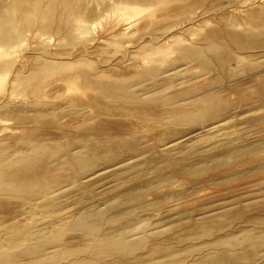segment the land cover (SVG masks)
<instances>
[{
    "label": "bare ground",
    "instance_id": "bare-ground-1",
    "mask_svg": "<svg viewBox=\"0 0 264 264\" xmlns=\"http://www.w3.org/2000/svg\"><path fill=\"white\" fill-rule=\"evenodd\" d=\"M11 1H13V2L10 3V4L8 2L7 6H6V4H4L5 3L4 2L2 5H3V7L4 6H6V7L0 9V45L2 47L5 46V48H6V45L10 42V40H12V38L13 39L14 38H17V39L21 38L20 39L22 41L21 43H23L24 40L22 39V34L24 33V28L25 27L30 32L29 35L32 36V38L35 41H37L38 44H41L39 42L47 41L48 38L51 39L52 35L53 36L55 35L54 38H56V36H57L56 39H59V38L63 39L65 42H61L62 40L59 41V42L65 44V43H67L66 40L69 41V40L73 39L74 36L77 35L78 33H80V34L81 33H85L86 31L90 30V28L92 29V26H94L93 25L94 22H96V21H93V23L90 22L91 24L88 25V26L83 24L84 21L85 22L87 21L86 17L89 16V14H92V12L91 11H87V9H86L87 12H80L79 11L80 10L79 9L80 5H79V1L78 0H11ZM126 1L127 0H125V2ZM131 1H134L135 3H140L141 5L157 6V8H160V10L162 9V12L164 11V13L159 12L160 11L159 10V11H156L154 14L157 15V13L159 12L160 14L162 13L163 16H165L166 18H167V16L170 18L169 15L171 13H172V15L173 14H177V15L179 14V16L182 13H184L183 16H185L186 14L187 15L189 14L187 12H191V14H189L188 17H186L185 19L181 20L182 22L184 21L183 23L188 22L189 25H190V23L193 24L195 21L200 20V19H204L203 20L204 23L209 22V19L212 20L211 18H213V17L211 16L210 18L209 17L205 18L206 14L209 13L208 11L218 9L219 7L222 6V4H219L221 6H215V7L210 6V8H205L206 5L204 6V3H206L209 0H131ZM176 1H179V2L178 3H174ZM247 1H245V0H236L235 2L233 1L234 4L231 3V7L233 6L235 8V10H239L241 12V9L242 8L246 9V6L248 4H250V5L247 6V7L252 6L251 4H253V3L255 4L254 0L251 3H248ZM261 1H263V0H261ZM0 2L2 3L3 1H0ZM82 2H83V0H82ZM211 3H214V2L212 1ZM122 4H124V3H122ZM214 4H216V3H214ZM259 4H257V5H259ZM261 4H263V2ZM106 5H107V3H106ZM203 6H204V9H203ZM109 7L110 6L108 5V8ZM222 7H226V6H222ZM82 8H83V6H82ZM86 8H88V7H86ZM116 9H118V8L116 7ZM199 9H201V11H199ZM247 9L249 10V8H247ZM225 10H227V9H225ZM227 11L229 12V10H227ZM93 12L96 13L95 10ZM98 12H99V14L101 13L99 10H98ZM113 12H114V10H113ZM213 12L216 13L215 11H213ZM219 13H221V12H219ZM219 13H218L217 16H219V15L220 16L217 18L218 20H216V22L218 23V27L214 28L213 30H210L208 32L205 31L206 32L205 34H204V32H201L203 34L200 35L201 38H198V40H202L204 45L203 44L201 45L199 42L198 43L200 45H198V43L195 42L197 40L194 38L195 39L194 43H191L190 45L186 44L184 46V44H183V46L181 45L180 47H178L174 43V46L178 47L177 49L179 50V52L183 55V57L185 59L190 58L189 59L190 61H191V59H193L192 62L194 61L193 63L194 64L196 63V64L194 65L192 63V65H193L192 67L198 65L201 68V72H202L203 76H205V75L207 76L210 73H212V74L214 73L215 75H214L213 79L210 81V84L211 85H216V84L219 83L220 87L213 88L210 91H208L207 93L203 94V98L206 101H208L207 102L208 105L206 107H201L202 105L200 104L201 108H199V106H197L199 108V110H200L199 113H197L198 111L197 112L195 111L196 114L195 113L191 114L192 112L191 113H187V111L185 112L184 110H182L181 108H178L176 106L178 101H177L175 106L179 110L181 109L182 111H184V113H180L181 111L177 113V111H178V110H176L177 108H175L173 106V104H172L173 109L175 108V111H176L175 113L172 114V117H173V120L175 118L177 120L180 118V119H187V120L189 119L190 122H191V121L196 120L197 118H202V117L218 118L219 119L220 118L219 116H222L224 114H225V116H223V118H220L219 120L215 121L214 123L208 124V125H206V126H204L202 128L199 127L198 129H196V125H195V129L196 130L191 131V132L185 134L184 136H180L179 138L175 139V141L173 140L170 143H168V145L172 147V148L170 147L171 148L170 150L177 149L175 154L171 153L172 151L168 152V153H170L169 155L166 156V157H168V160H166L165 159L166 157H164L166 162L169 163L170 167L173 168V171L170 174H167V175L159 174V175H156L153 179H151L149 181H144V182L142 181L141 183L138 182L139 178L137 179L136 177H128V176L125 177L124 176L125 179L122 181L120 186L121 187L122 186L126 187L127 184H130V186H128L123 191H119V192L115 193V195L112 197V202L107 203L105 208H99V207L96 208L95 205H88L86 207V204H84V206H83L82 204H83V202L86 203L85 201H81L78 204L80 206V208L76 207V209H75V208H73L74 207L73 205H71V206L67 205V207H65L64 200L67 198V197H65L66 193L68 192V190H70L69 188H71L72 185L75 186V187L76 186L77 187L78 186L89 187V186L97 184V183H99L101 181H104V180H107V179H110V178H116L117 175H122V174L125 175V173H127V171H130V170H136V171H139L141 173L144 170H146V169L153 170V171H159V165L161 163H163V161H164L163 156L162 155L161 156L160 155H151L150 156L151 153H149V156L146 157L145 156L146 154H144L145 150L142 151L143 146H142L141 149L138 148L139 146L135 144V140L137 141V138H134L132 133H131L132 135H128L127 134L130 137L126 136L127 137L126 141H122V143L114 141L113 138L118 136V135H116L118 133V131L122 130V124L118 123L115 119L118 118V117L116 118L117 114H122V115L123 114L124 115L125 114H130V115L133 114L132 116H135L136 123L130 124L129 128H132V127L134 128L135 126H138V124L142 125V126H146L149 129H151L152 126L153 127L156 126V127L160 128V129H162V127L164 128L165 127L164 126V122L166 120H168V119L165 118L166 120L165 121L163 120V115L161 114L162 110L160 111V109H158V107H157L158 104L156 105V101L159 100L158 102H161L160 100H163V102L164 103L166 102L167 104L168 103H173V102H175V100H173L174 97L173 96H169L168 97L169 93H167L168 95H166V92H165L166 90L165 91L161 90L162 92L163 91L165 92V95L167 97L166 96L165 97L161 96V97H156V99L155 98L154 99H148V98L143 99L144 97H142V95H141L142 93L138 94V92H136L134 90L131 91L128 86H132V85H129L131 82H134L133 85H135V84L136 85H138V84L142 85V83L140 82L141 81L140 78L142 76H144V75H151V77H153V79H152L153 81H152V83L150 81H148L150 84H152V85L148 84L150 86L149 91H152L153 89H158L159 90L160 87H161L160 85L163 82H165L164 80L162 82V79H167V78H172L173 79V78H175V79H177L176 81H178V77L177 76L182 75L180 73V68L177 69L176 66L174 68L170 67V68H168V69H166V70L161 72V70L159 68H156V67H153V68H150V69H145L143 67H138L137 66L139 69L137 68L138 70L136 69L134 71V73L131 71L132 73L130 72L129 75H128L127 72L125 74L121 73V72L120 73L119 72L118 73L112 72V73L107 74L106 72H108L107 70L109 69L108 68L109 65L107 67L108 69L104 70L103 69L104 67H103L102 69L104 71H100V73H98V71H99L98 70L97 73H95V74L87 71L88 69L85 70V69H81L79 67H78V69H76V68H75V70L73 69L74 71L71 69V70H69L67 72V71H64V70L58 68L59 66L57 65L58 69H56V70L57 71H61V72H59V75L61 74L60 75L61 78L64 79L65 81H67L69 85H71V86H73V85L80 86V88L83 87L85 89H89V90L94 91L96 96L93 95L92 98L90 97V100H88V102H87V100L85 102H87L88 105H89V103H92L93 105H95V107L101 113L100 114L97 113L98 115H97L96 118L93 116L95 119H97V121H96L95 125H94L95 122L93 123V127L91 128V134L89 136H84L85 137L84 139L79 137L82 140H78V139L77 140H73V138L76 137V136H74L72 138V140H71V138L69 137L70 135L69 136L68 135H64V136H66V139L70 138L71 141L69 142V140H67L68 143L63 145L62 148L61 147L58 148L57 146H59V145L53 146L55 144H53L52 146H51V144H49L50 146H39V144H41V143H38L39 140L38 141L36 140L38 145H35L33 147L29 146L30 148H28V149L26 148L23 151L20 149L21 152H23L22 153L23 154L22 157L10 156L4 151H0V264H151V263L152 264H156V263H162L164 260H160V259H166V258H165V256H160V255L165 254V255H169V256H171L173 258L174 254H175V250H176L175 246L172 247L168 242L166 243V241L164 240L166 238L164 237L165 235L163 233H168L170 231L173 232V231H177L178 229H181L183 231H189V232L192 231L193 232V230H194L196 232H201L202 234H206V233H211V231L213 232V230H215V229L218 230V227H217V224H215V223L213 224V221H215V220H211L209 218H208V221L211 220L212 224H210V225L207 224L208 221L206 219V217H207L206 214L209 213V211L206 210L205 213H204L206 217L205 216L204 217L206 219V222H207L206 224L207 225H205V223L204 224L201 223L202 220L200 222V218H199V221H197L193 217L189 218L188 216H187L188 218L185 217V219H183V220H178V221L176 220V221H171V222H166L167 220H165V219H157V220L152 221V223H153V227H152L153 232L150 233L151 235L149 234V235H147V237H145L146 234L144 235V232H143L142 233L143 237L141 238V235L139 236V238H141V239H139L137 242H132V239L130 240V239H127V238L130 237V236L137 235L139 229L140 230L142 229L141 226L138 225V226H133V227H129V228H126V229H121L119 227V225L121 223H123L125 221V219H129L131 217H134L135 214L138 213V212L147 213L148 211L150 212V210L152 211L153 209L157 208L156 205H158V203H159V202H157V198H156L155 201H152L151 199H149L151 201L146 200L147 199V197H146L147 195L145 193L148 192L147 190L151 189V191H152V189L155 187V185L157 186V184H167L168 185L169 183L172 182V180L176 176H179V177H183L184 176V177H187V178H192V180H193V179L200 178L202 175H204L205 173H207V172H209L211 170L213 172V171H215L218 168H219L218 170H220V168L221 169L223 168V170H222L223 173H224V170H229V171L226 172L227 174L232 172L234 174L233 175V179H234V177H236V178L241 177L242 178L244 176L242 178V180L245 181L244 185L248 184L249 186H251V185L259 186V185H262V183H264V176L260 175V174L264 173V140H263V137H260V138H262V140L260 142L257 141V143H254V144H251V145L249 143H247V144H249V146L240 147V148L234 146L235 147L234 148V147H231L230 143H229L232 140V136L235 135L234 127L231 125V127L229 128V129H231L233 127L232 128L233 130H227L225 128L226 129V131H225L223 129L224 128L223 126L225 124L226 125H230L228 122L232 118H234L236 116H240V113L245 115L246 112H247L246 114H248V112L251 111V109H247V110L244 109V106L245 105L247 106V104H244V102H246V101L247 102L248 101L251 102V99L255 98V96L257 98H259L258 99L259 102L261 101V99H264V68L262 69L263 70L262 73H259L257 71H255V72L252 71L253 73H256V72L257 73L256 74L250 73L251 76L248 75V78L250 79L249 82L252 81V83H254V85L253 84L251 85V82L249 83L251 85L252 89H253V91L250 90V92H252L251 94L249 93L248 95H243L244 91H245L244 89L242 91L241 90L242 88H239V87H236V86L235 87H228V85H229L228 82H227L228 85L226 84L227 85L226 87L224 85V81L226 80V78L230 79V77H233V71L231 70L230 66H234L235 65V64L234 65H230L231 61H233L234 58H231V56L228 55L229 52L226 51V49L229 50V48H228L229 46L236 45V47H237L238 45L241 46V44H243V46H241L243 48V47H246V46H248V45H250L252 43V45H254V46L256 45L255 46L256 50H259V52L261 51V54L263 55V58H264V7H259L258 9L252 8L251 11L248 12L249 13L248 14V18H247V20H245V22H242V23H239V21L235 22V24L237 23L238 26H241V24L243 25L245 23V26L249 27L253 32L256 31L254 33L255 35L251 37V38H253V39H251L252 41H247V40H249V39H247L249 37H247V34H245V33H242V32L239 33L240 30L238 31V33L228 30V26L226 28V25H228V23H230V22H228L229 20L226 17V15L228 13L225 14L226 11L224 13L225 15L224 14L221 15ZM222 13H223V11H222ZM209 15H211V14H209ZM102 16H103V14H102ZM183 16L181 15V17H183ZM227 16H230V12H229V15H227ZM83 17H85V18H83ZM176 17H178V16H176ZM232 17H233V15H232ZM156 18L158 19V18H160V16L159 17H155L154 19L153 18H151V19L156 21ZM241 18L243 19V17H241ZM115 19H117V18L115 17ZM162 19H164V18H162ZM232 19H230V20L232 21ZM107 20L108 19H106V22H107ZM117 20H116L115 24L113 22H112V24L108 22L110 24V26L111 25L112 26L110 27L108 25V28H106V33L109 32L111 34L112 31H114L117 28L116 29L117 35L116 34L115 35L117 37H118V35H120V36L123 35L122 33H124V32H121L120 29L121 28L123 29V27H121V26L123 25V23L126 20H122V21H117ZM143 20H145V18H143ZM147 20H149V19H147ZM161 20L159 19L160 22H161ZM103 21H104V19L102 20V22ZM110 21H111V19H110ZM112 21H113V19H112ZM128 21H129V19H128ZM141 22L144 23L142 20L140 21V23ZM162 22H163V20H162ZM177 22H178V24L180 26L181 22H179L178 20H177ZM177 22L175 23L176 27H179V26H177ZM99 23L100 22H98V25H99ZM146 23H145V25L148 24V23L147 24ZM156 23L154 22L153 26H155ZM157 24L155 26L156 28H158L160 26V24H158V25ZM13 25L14 26L16 25L18 28L17 27L16 28L13 27ZM145 25H143V27H145ZM95 26L97 27V24ZM106 26H107V24H106ZM123 26H125V25H123ZM138 26H139V23H138ZM138 26H136V28ZM19 27H21L20 31L18 30ZM125 27H127V25ZM125 27H124V29H126ZM147 27L148 26H146V28ZM174 27L175 26L170 27V29L171 28L174 29ZM101 28H103V27H101ZM113 28H115V29L113 30ZM143 29H145V28H143ZM159 29H160V27H159ZM246 29H248V28H246ZM246 29H244L243 31H245ZM147 30L145 29V31H147ZM102 31H104V30H101V32ZM145 31H142L143 34H144ZM93 32H91V33H93ZM139 32H141V31L139 30ZM147 32L149 33V31H147ZM154 32H156V30ZM246 32H247V30H246ZM113 34H114V32H113ZM113 34H111V35H113ZM143 34H142L141 38H143V36H144L143 39H145L146 35H143ZM151 34L152 33L150 32V35ZM96 35H97V33H96ZM102 35H103V33H102ZM130 35L128 34V36H130ZM132 35H133V33H132ZM169 35H168V37H169ZM174 35H172L171 37L173 38ZM194 35L195 34L192 33V37L190 36L191 39L190 38L189 39L192 40ZM113 36H112V38H113ZM116 36H114V37H116ZM248 36H251V35H248ZM93 37H94V35H93ZM107 37H109V35ZM130 37H129L128 41H130ZM139 37L140 36H138V38ZM147 37L148 38L146 40H148L151 44L154 43L156 45L157 44L156 42L159 43V40L157 41V39H160V38H159V36H157L156 33L151 35L150 37H149V34H148ZM171 37H169V38H171ZM195 37H197V36H195ZM94 38H98V37L95 36ZM99 38H98V40H99ZM112 38L110 37V39H112ZM107 39L108 38H106V40ZM74 40L76 41L77 38H75ZM78 40H79V37H78ZM100 40H102V39H100ZM104 40H102L103 43H104ZM171 40L168 39L167 42H169ZM48 41H50V40H48ZM48 41H47V43L49 44ZM53 41H54V39H53ZM80 41L81 40L78 41L79 43L77 45H79L80 43L82 44V42H80ZM93 41H94L93 44L97 42V41L95 42V40H93ZM133 41L134 42H132V44L130 42L131 46H133V44L135 43V40H133ZM85 42L88 45L91 43V42L88 43L89 41L88 42L84 41V43ZM138 42H140V41H138ZM173 42H174V40L172 41V44H173ZM247 42H249V43L246 44ZM28 43H30V42H28ZM37 43H36L35 46L38 45ZM45 43L46 42H44L43 44H45ZM54 43H56L55 46H53L55 48L57 46V44H58V40H57V42H54ZM75 43H77V42H75ZM75 43H73V44H75ZM68 44L70 45L69 42H68ZM68 44H65L64 46H68ZM81 44H80V46H75L76 44L73 46L71 44L73 47H76L75 54L79 58L80 57L82 58V57L86 56V53L84 51L86 50L85 48L88 47V46L84 47L83 46L84 44L83 45H81ZM99 44H101V42ZM99 44L96 43L95 46L99 45ZM104 44L106 45V42ZM161 44H163V43H161ZM168 44H171V42H169ZM60 45H62V44H60ZM101 45H99V46H101ZM123 45H124V42H123ZM130 45H128V46H130ZM43 46H45V45H43ZM90 46H89V50L92 49L93 51H94V49L96 50L97 48H99L98 46H97V48H94L95 47L94 46L93 47L94 49H93ZM135 46H134V49L137 50L139 47L137 46L138 48L136 49ZM9 47L7 46V48H9L10 51H11V47L12 46H9ZM21 47L20 48L16 47V50L19 51V49H20V52H21ZM24 47L25 48L27 47V49H25V51L28 50V45L24 46ZM24 47H23V49H24ZM39 47H41V45ZM62 47H63V45H62ZM123 47L125 48V46H123ZM153 47L161 49L162 46L161 45L159 46V44H158V46H153ZM44 48H46V47H43V50L45 51ZM59 48H60V50H62L61 46ZM68 48L70 50L72 47L70 48L68 46L67 49ZM145 48H148V47H145ZM238 48H239V46H238ZM23 49H22V52L24 51ZM37 49H38V47H37ZM64 49H65V47H64ZM132 49H133V47H132ZM169 49L175 50V48H173V47L169 48ZM239 49H241V48H239ZM250 49H252V48H249V50ZM53 50L56 51V48L53 49ZM71 50H73V49H71ZM97 50H99V49H97ZM70 51H69V54L72 55L73 52L71 51V53H70ZM37 52H39V51H37ZM66 52H68V51H66ZM115 52L118 53L119 51H115ZM42 53H43L42 56H44L45 52L42 51ZM56 53L61 55V56H62V54L63 55L66 54V53L58 52V51H56ZM84 53H85V55H84ZM144 53H147V52H144ZM252 53L250 54L251 59H252V57H254L252 55ZM12 54H14V53H12ZM106 54H108V53H106ZM118 54H120V53H118ZM163 54H164V52H163ZM246 54L247 53L245 52V55ZM15 55H16V53H15ZM87 55H89V54H87ZM100 55L102 57L103 54H100ZM147 55L150 56L149 54H147ZM182 55H178V56L181 57ZM255 55H256V53H255ZM13 56H11V57H13ZM54 56L51 55V57H53V58H54ZM65 56H62V57L64 58ZM72 56L74 57V55H72ZM89 56L91 57V55H89ZM120 56H121V54H120ZM126 56H127V53H126L125 57ZM128 56H129V53H128ZM250 56H248L249 59H250ZM37 57L43 58V57H41V55H39V53H38ZM57 57L58 56L56 55L55 58H57ZM78 57L71 58V61L73 59H74L73 61H75V59H77ZM180 57H178L179 60H180ZM183 57H181V58H183ZM14 58L10 59L9 61L7 59L5 61V60L2 59V54L0 53V75L2 73H4V72L6 74L7 70L9 69V66L11 64H14L15 61H17V60L13 61ZM53 58H51V59L53 60ZM79 58H78V60H80ZM92 58H93V55H92ZM92 58L90 60H92ZM119 58H121V57H119ZM145 58H149L150 59V57H145ZM184 58H183V61H185ZM244 58H246V57H244ZM31 59L28 58L26 61L27 62H29L28 60L32 61ZM33 59H35V58H33ZM46 59L47 58H45V60H44V58H43V60H42L43 63H42L41 66H36V63H34L32 61L31 63L35 64L34 66L37 67V68L35 69L36 71L33 70V71H35L34 73L33 72L29 73V75L30 74L34 75L36 72H39L37 74L40 75L45 70H47L49 68H52L53 65H55L54 60H56V59H54L53 61L52 60H46ZM86 59H88V58L86 57ZM105 59H107V57ZM113 59L111 58L112 61H113ZM138 59H140V58H138ZM138 59H135V61L138 60ZM254 59H255V57H254ZM60 60H62V59H60ZM111 60H110V62H111ZM121 60H123V59H121ZM189 60H186V61H189ZM235 60L238 61L239 59H235ZM44 61H45V63H44ZM116 61H118V60H115L114 63ZM152 61H153V59H152ZM180 61H182V59ZM119 62H120V60H119ZM123 62H124L123 64H122V62L121 63L117 62V63L120 64V65L122 64L124 66L125 61H123ZM142 62H143V60H142ZM142 62H140V63H142ZM154 62H157V61H154ZM17 63H19V62H17ZM136 63H138V62H134L135 65H136ZM15 64H16V62H15ZM21 64H22V62H20L18 65H21ZM57 64H59V63L57 62ZM116 64H115V66H116ZM142 64H144V63H142ZM26 65H27V63H26ZM29 65L30 64L28 63V65H27L28 69L31 68V66H29ZM38 65H40V64H38ZM60 65H62V64H60ZM101 65H103V64H101ZM120 65H118V66H120ZM140 65L141 64H139V66ZM182 65H184V64H182ZM182 65H179V66H182ZM111 66L112 65H110V67ZM190 66L191 65L186 66V68L188 67V69H189ZM15 67H17V65H15ZM18 67H17V69H18ZM20 67L22 69V65ZM26 67H24V68L26 69ZM140 68H143V69H140ZM10 69L12 70L13 68L10 67ZM10 69H9V71H10ZM53 70H55V69H53ZM9 71H8V73H9ZM17 71L19 72V70H17ZM30 71H31V69H30ZM92 71L94 72L95 70H92ZM189 71L191 72L192 69L189 70ZM258 71H260V70L258 69ZM13 72H14V70H13ZM18 72H17V74H19L21 72V70H20L19 73ZM246 73H247V71H246ZM14 74H15V72H14ZM20 74H22V73H20ZM27 75H28V73H27ZM27 75H25V76H27ZM127 75L129 77H127ZM196 75L198 76V74H196ZM151 77H149V78H151ZM161 77H162V79H161ZM13 78H11V80H13ZM31 78L29 77V80ZM21 79H22L23 84H24L23 77H21ZM17 80H18V78H17ZM20 80L18 82H20ZM230 81H231V79H230ZM32 82H34V81H32ZM53 82H55L57 84L59 82H60V84L63 83V81L62 82L61 81L58 82V80L56 82V79ZM144 82L145 81H143V83ZM160 82H162V83L159 84ZM25 83H26V85L28 83L27 88H28L30 94L36 95L35 99L33 98L35 101L37 100L36 97H37L38 94H39V96L44 94V93H41V86L43 85L41 83V80H37L34 83H30V84H29L28 81L25 82ZM231 83H232V81H231ZM12 84H14V83L12 82ZM50 84L52 85L53 83H50ZM63 85H64V83H63ZM65 85H66V83H65ZM166 85H168V84H164L163 87L166 86ZM174 85H175V83H174ZM57 86H59V84L56 85V87ZM66 86L68 87V85H66ZM177 86H178V84H177ZM180 86H182V85L180 84ZM231 86H233V85H231ZM16 87H19V86H17V84H16ZM24 87H26L25 84H24ZM60 87H59V90H60ZM144 87H145V84H144ZM163 87H161V88L163 89ZM169 87L166 86V88H169ZM171 87L174 88L173 86H171ZM240 87H241V85H240ZM243 87H245V86H243ZM53 88L54 87H51L52 90H53ZM68 88H71V87H68ZM14 89H15V86H14ZM73 89H75V88H73ZM186 89L189 90L188 88H186ZM190 89H191V87H190ZM249 89H250V87H249ZM249 89L247 88V91ZM55 90H56V88H55ZM167 90H170V89H167ZM178 90L181 91L180 89H178ZM194 90H195V88H194ZM197 90H195V91H197ZM8 91L10 92V90H8ZM171 92H173V91H171ZM188 92H187L188 95L187 94L186 95L188 97H190L189 93H191V92H189V93ZM145 93L147 94V91L143 92V95ZM178 93H180V92H178ZM178 93H177V89H176V95H179ZM194 93L196 94V92H194ZM232 93H235V94L236 93H241V98L240 99H241V102H243V103L240 102V104L237 105V108L239 106L242 109H239L238 112L236 110V112L234 111V113H232V112L230 113V110L233 109L232 107L230 109V105L233 102L231 103L229 101V98H230L229 95H231ZM182 94L179 95V96L180 97L184 96L185 93L183 95ZM245 94H246V92H245ZM51 95H53V94H51ZM85 95H87V94H85ZM100 95L101 96L102 95H106L107 98L108 97L115 98L116 99L115 103H114V100H112L113 102L110 101L112 98L111 99L109 98L110 100L106 99V96H105V100L110 101V103L109 102L108 103H104L105 100H103V102H102L100 100V97H101ZM176 95H175V97H176ZM237 95L238 94H236L235 96H237ZM5 96L7 97V95H5ZM44 96H46V95H44ZM75 96H77V95H75ZM195 96L199 97V95H195ZM238 96H237V100H239ZM78 97H79V95H78ZM78 97H77L76 100H78ZM146 97H148V96H146ZM194 97H192V99H194ZM40 98H43V97L40 96ZM73 98H75V97L73 96ZM80 98H82V96L79 97V99ZM84 98H85V96H84ZM102 98L104 99V97H102ZM44 99H46V97ZM176 99H178V98L176 97ZM195 99H197V98H195ZM233 99H236V98H233ZM40 101L43 102L44 100L42 101V99H41ZM193 101L197 102L195 100H193ZM250 102H248V104ZM252 102H253V100H252ZM49 103L51 104L50 100H49ZM235 103H238V102L236 101ZM260 103L263 104L262 101ZM183 104H184V102H183ZM258 104L259 103H257V105ZM88 105H86V106L88 107ZM160 105H162V104H160ZM180 105H182V104H180ZM249 105H253V103L249 104ZM254 105H253V107L255 108ZM86 106H85V109L87 108ZM185 106L187 107L189 105L186 104ZM185 106H183V107H185ZM193 106H195V105H193ZM235 106L236 105H234V108H235ZM65 107H68V106H65ZM70 107H68V108H70ZM95 107H93V109H95ZM165 107H167V106H165ZM179 107H182V106H179ZM189 107H187V108H189ZM55 108H56V104H55ZM60 108H61V106H60ZM71 108H70V110H71ZM190 108H192V107H190ZM190 108H189V110H190ZM79 109H82V108L80 107ZM164 109H165V111H162V112H166L167 111L166 108H164ZM258 109H260V107ZM83 110H84V107H83ZM48 111L50 112V110H48ZM63 111H65V110H63ZM44 112L45 111L43 110V113ZM58 112H61V111H58ZM76 112H77V110H76ZM193 112H194V110H193ZM47 113L48 112H45V115ZM53 113H55V112H53ZM65 113H67V112L65 111ZM65 113H63V114H65ZM77 113L79 115L81 113V111H80V113L79 112H77ZM226 113H227V115H226ZM50 114L52 115L51 112H50ZM58 114L60 115L62 113H58ZM69 114H71V113H69ZM72 114H73V112H72ZM74 114H76L75 111H74ZM81 114H83V113H81ZM249 114H250V116L252 115L251 112ZM59 115H56V116L54 115L55 117L48 116L50 118L47 119V117H46L45 120L47 119L48 123H51V124L53 123V127H54V124H56L55 128L56 127L67 126V125H65V123H67V122H65V121H67L66 120L67 118L65 119V116H64V120L65 121H63L62 120L63 116H62V119H61V118H59L60 117ZM57 116H59V117H57ZM73 116L76 117V115H73ZM117 116H119V115H117ZM247 116L249 117V115H247ZM262 116H264V115H262ZM243 117L245 118L246 116H243ZM254 117L256 118V116H253V117H250V118L255 119ZM69 118L70 117L68 116V120H69ZM78 119H79V117H78ZM40 120L43 121L44 118L43 119L40 118ZM72 120H76V119H72ZM245 120H244V122H246ZM88 121H89V119H88ZM235 121H234V125L236 126ZM47 122H44V123L47 124ZM76 122L78 123V121H76ZM259 122L260 123H255V126L259 127L258 124H261V122L264 123V121H259ZM69 123L71 125V123H74V122H71V120H70ZM69 123H68V125H69ZM247 123H248V121H247ZM250 123H252V122H250ZM193 124H194V122H193ZM231 124H233V123H231ZM85 125H86V122H85ZM248 125H250V124H248ZM81 126H82V128H81L80 132H82L83 128H84L83 124H81ZM90 126H91V124H90ZM252 126H254V125H252ZM46 127H47V125H46ZM86 128H88V127H86ZM251 128H249L248 131ZM46 129L48 130V128H46ZM56 130L59 131L58 129H56ZM76 130H78V129H76ZM262 130H260V131L262 132ZM42 131L44 132L45 130H42ZM215 131H219V133H218L216 139L213 140L214 142H213V144L211 145L210 148H211V151L213 149V152H215L217 150H219V152L211 153L212 154L211 155V154L208 153L209 151H207L206 153L209 154L207 156H209V158H210V159H208V161H206V162H192L186 157V155H188V154H186L184 156H183V154H181V152L186 149V146H188V148H190V149H194V148L198 147V144H196L195 142L194 143H189L188 145L185 146V144L183 142H184V140H186L187 137L199 136L200 135V136H203V138H205V136L202 133H208V132L211 133V132H215ZM240 131H242V130H240ZM35 132L37 133V130ZM108 132H110L111 135ZM115 132H116V134H115ZM89 133H90V131H89ZM137 133H139V132H137ZM140 133H139L140 135H144V134H142V132H140ZM250 133H249V135H251ZM113 134H115L116 136L113 135ZM258 134L260 135V132ZM263 134H264V132L261 135H263ZM39 135H41V134H39ZM45 135H41V136H45ZM207 135H209V134H207ZM253 135L254 134H252L251 136H253ZM67 136H68V138H67ZM214 136H216V135H213V138H214ZM251 136H249V137H251ZM107 137H109V140L107 141L108 143L109 142L110 143L113 142V143L110 144V146L104 145L106 142L103 143L104 139H107ZM123 137L124 136H122L121 138L124 139ZM144 137H145V135H144ZM237 137H239V136H237ZM63 138H65V137H63ZM147 138H146V140H147ZM138 139L140 140L141 138H138ZM144 139H143V141H144ZM153 139L156 140V138H153ZM252 139H253V137H252ZM254 139H255V141L257 140V138H255V137H254ZM254 139L252 141H254ZM43 140H45V139H43ZM149 140H151V139H149ZM155 140L153 141V145L156 143ZM245 141H247V140H245ZM141 142H142V140H141ZM146 142H147L146 144L148 145L149 141H146ZM243 143H245V142H243ZM183 144H184V146H183ZM233 144L236 145V142L235 143L233 142ZM125 145H126V147L130 146V148H133V152H132L133 154H131L130 157H128V155L119 157V152L122 151V147L125 146ZM160 146L158 147V149L160 148ZM147 147L150 148L151 146H146V148ZM156 147L157 146H155V148ZM161 147L163 148V146H161ZM168 149H169V147H168ZM123 150H127V149H123ZM129 150L131 151V149H129ZM162 151H163V149H162ZM200 151H198V152H200ZM59 152L62 153V155H60V157H59V154H61V153H59ZM177 154H178V156H177ZM189 155L191 156V154H189ZM194 157H196V156L194 155ZM198 157H199L198 159H200L201 156L199 155ZM240 157H247V158L257 162L258 165H259L258 167H256L254 169V171H252L253 173L250 176H248V177H246L247 174L244 175L246 173V171L244 173L243 171L242 172L240 171L241 170L240 168H239L240 170L236 169L237 166H236V168L233 167L234 161L236 159L239 158L240 161L238 160V162H241ZM205 158H207V157H205ZM131 161H134V162L130 163L131 166L128 167L129 162H131ZM241 163L244 164L243 162H241ZM241 165H239V166H241ZM244 167H245V165H244ZM242 170H244V169H242ZM214 173H216V172H214ZM219 173H220V171H219ZM223 173H221V177H219L221 180H223V179L225 180V178H222V177H225V176H222V175H224ZM144 174L148 175V173H144ZM144 174L142 175V177H144ZM217 174H218V172H217ZM227 174H225V175H227ZM219 175L220 174H218V176ZM150 176L153 177L152 175H149V177ZM215 177H217V176L215 175ZM219 178H218V180H219ZM216 180H217V178H216ZM218 180H217V182L215 181L217 184H219ZM194 182L197 183L195 180H194ZM220 183L223 184L224 182L222 183V181H220ZM234 184H236V183H234ZM231 186L232 185H230L229 187H231ZM225 187H227V186H225ZM236 187H237V191H235V193L236 192L238 193V191L241 190L240 189L241 187L239 188L237 186V184H236ZM246 187H248V186H246ZM186 188H188V187H186ZM219 188H221V187H219ZM238 188H239V190H238ZM243 188H244V186H243ZM162 189H163V187H162ZM200 189H201V187H200ZM247 190H248V188H247ZM258 190H259V188H258ZM151 191H150V193H151ZM219 191H221V190H219ZM227 191H230V190L228 189ZM253 191H255V190L253 189ZM158 192H159V190H158ZM165 192H167V191H165ZM171 192H173V191L170 190V194H171ZM153 193L155 194L156 191L153 192ZM163 194H164V192H163ZM227 194H224V195H227ZM239 194H240V192H239ZM239 194H238V196H239ZM155 195H157V194H155ZM172 195H170V196H172ZM235 195L237 196V194H235ZM235 195L233 196V193H232L231 196L235 198L236 197ZM246 195L248 196L247 198H242V199H240L238 201H236L237 200L236 198H238V197H236L235 198V201H236L235 203H225V202H223L219 206L212 208L211 211L215 210V211H217V214H218V212H220V214H222L224 216L225 215H227V216L230 215L231 216V214H234L236 212L239 213V211L244 210L247 207L248 208H258L260 203H261V205L264 206V194L263 193H261V192L260 193H256V194L253 193L252 195L250 194V196L248 194H246ZM63 197H64V200H62V201L64 203L62 201H61L62 203H60L59 200L62 199ZM232 197H230V198L227 197V199L228 198L231 199ZM148 198H151V197H148ZM164 201H166V200H164ZM231 201H232V199H231ZM77 203H74V204L77 205ZM88 203H89V201H88ZM62 205H64V207ZM175 207H177V206H175ZM72 208H73V210H72ZM207 208H209V207H207ZM207 208L205 207L204 210L207 209ZM201 210H203V208ZM250 210L252 211V209H250ZM168 211H169V213H171L170 210H168ZM261 211H264V207L261 209ZM189 212H191V211H189ZM187 213L185 214V216L186 215H190V213L189 214H187ZM200 217H201V214H200ZM205 219L203 220L204 222H205ZM261 219L262 218H258V221H256V222L258 223ZM68 224H70V225H68ZM254 224H256V223H254ZM112 227H118V228L114 229ZM75 228H77V230L78 229L85 230L86 234L90 237V239H88V243H86V242L85 243L77 242L76 236L74 237V235L71 234L72 232H76L77 231V230H74ZM221 228L224 229V227H221ZM152 230L150 229V231H152ZM255 230L256 229H252V228L251 229H246L243 232H241L242 234H240L238 232L231 233L232 232L231 231L230 235L225 233V234H222V235H218L215 238H212L209 242L205 243V245H204V248L211 250V253L209 252L211 254V256L210 255H209L210 257L205 256V258L207 257L206 259L201 256L203 259L201 257H200V259L197 258V260L191 262L190 264H254L255 263L254 260H255V257H256L255 251H256V248L258 247V244L257 243H250V240L256 234ZM97 231L98 232L101 231L102 233L98 234ZM257 231H259V234H257V236H260V237L264 238L263 229H261V231L260 230H257ZM148 233H149V231H148ZM66 234L69 235V236L67 238H64ZM174 234H173V236H175ZM128 235H130V236H128ZM162 235H164V236H163V238L160 239V237H162ZM194 235H196V234H192L190 237H193ZM148 236H149V239H152L151 237L153 236L156 239L159 238L160 240H157L159 242L155 243L144 254H138L137 253V255H136L135 254V250L137 249L136 247H140V244L147 243ZM135 239H136V237L133 238V240H135ZM168 241H169V239H168ZM230 241L231 242L234 241L235 244L241 243L243 245V247L241 249L239 248L240 250L237 253H234V254H228V253L224 252L222 249L219 248L225 242H229L230 243ZM235 241H237V243ZM237 247H236V249H237ZM164 251H170V252L169 253H164ZM128 253H134V256L133 255L131 257L128 256L129 257L128 258V257H126ZM207 253H203L202 255H205ZM129 255H131V254H129ZM155 256H160V257H155ZM260 256L263 258L262 255H260ZM183 264H187V263H183Z\"/></svg>",
    "mask_w": 264,
    "mask_h": 264
},
{
    "label": "rangeland",
    "instance_id": "rangeland-1",
    "mask_svg": "<svg viewBox=\"0 0 264 264\" xmlns=\"http://www.w3.org/2000/svg\"><path fill=\"white\" fill-rule=\"evenodd\" d=\"M0 1H3L2 3L0 2V9H2V8H4V7H6L7 6V4H8V2H9V4L10 3H12L13 1H11V0H0ZM79 1V5H80V7H79V11L80 12H87V11H91L92 12V14H89V16H87L86 18V22L84 21L83 22V24H85V25H90L91 23L90 22H92L93 23V21H96V22H94V26L97 24V27L95 26H92V29L90 28V30H88V31H86L85 33H78L77 35H75L74 36V38L73 39H71V40H66L67 41V43H65V44H68V42L70 43V45L68 44V46L71 48V49H73V50H71L72 52H73V54L72 55H74V57H78V56H76V54H75V51H76V47H73L75 44V46H80V44L79 45H77L79 42V40H81L80 42H82V44L81 45H83L84 47L85 46H88V47H86L85 49V53H86V56H84L85 55V53H84V57H78L80 60H78V58L77 59H75V61H71V58H74L71 54H69V48L67 49V47L68 46H64L65 44H63V43H60L59 41H61V42H65L63 39H56L57 38V36H56V38H54V36L52 35L50 38L51 39H49L48 38V40H50V41H48L49 42V44L47 43V41H44V42H46L45 44H43L44 42H39V43H41V44H38L37 43V41H35L33 38H32V36H30L29 34H30V32L28 31V29L25 27L24 28V33L22 34V39L24 40L23 41V43H21L22 41L18 38H12V40H10V42L6 45V48H5V46L4 47H2L1 45V47H0V53L2 54V59L3 60H7L8 59V61L10 60V59H12V58H14L15 56V58H14V60L13 61H15V60H17V61H15L16 62V64H15V62H14V64H11L10 66H9V69H10V67H12L13 69L11 70L10 69V71H9V69L7 70V72H6V74H5V72L4 73H2L1 75H0V151H4V152H6L8 155H10V156H14V157H22L23 156V152H21V150L23 151L24 149H28V148H30L31 146L33 147V146H35V145H38L37 144V141H38V143H41V144H39V146H50L49 144H51V146L53 145V144H55V145H53V146H56V145H59V146H57L58 148L59 147H63V145H65V144H67L68 142H67V140H69V142L72 140V138L74 137V136H76L75 138H73V140H82V139H84L85 137L84 136H89L90 134H91V128L93 127V123H94V125L96 124V121H97V119H95L96 117H97V115L98 114H100L101 112L95 107V105H93L92 103H89V105H88V100H90V97L92 98V96L93 95H95L96 96V94L94 93V91H92V90H89V89H85V88H83V87H81L80 88V86H75V85H73V86H71V85H69L68 84V82L67 81H65L64 79H62L61 78V74L59 75V72H61V71H57L56 69H58V68H60V69H62V70H64V71H69V70H75V68L76 69H78V67L79 68H81V69H88L87 71H89V72H91V73H97V71H98V73H100V71H104V70H106V69H108L107 71L108 72H106L107 74H109V73H112V72H116V73H128V75H129V73L132 71L133 73H134V71L138 68V67H143V68H145V69H150V68H153V67H156V68H159L160 70H161V72L162 71H164V70H166V69H168V68H170V67H175L176 66V68L177 69H179L180 68V73L182 74V75H180V76H177L178 77V81H176L177 79H175V78H167V79H162V77H161V79H162V82H163V80L165 81V82H163L164 84H168V85H166V86H175L174 88H166V86H164L163 87V83L162 82H160L159 84H161L160 86L161 87H163V89L160 87V89L158 90V89H153L152 91H149V89H150V86L149 85H152V84H150L148 81H150L151 83H152V79H153V77H151V75H144V76H142L141 78H140V82L142 83V85L140 84H138V85H133V83L134 82H131L129 85H132V86H128L129 87V89L132 91V90H134V91H136V92H138V94H141L142 95V97H144L143 99H145V98H148V99H156V97H161V96H166V95H168L167 93H169V95H168V97L169 96H173L174 98H173V100H175V102H173V103H164L163 102V100H160L161 102H158L159 100H157L156 101V105L158 104V109H160V111L162 110V111H165V109L164 108H166L167 109V111L166 112H162L161 111V114L163 115V120L165 121L166 119H168V120H166L165 122H164V128L162 127V129H160V128H158V127H153L152 126V128L151 129H149L148 127H146V126H142V125H139L138 124V126H135L134 128L132 127V128H129V125L130 124H133V123H136V118H135V116H132V115H130V114H117V115H119V116H117L116 115V118L117 119H115L118 123H120V124H122V130L121 131H118V133L116 134V132H115V134L116 135H118L117 137H115V138H113L114 139V141H116V142H119V143H122V141H126V138L127 137H130V136H128V135H132L133 134V136H134V138H137V141L135 140V144L136 145H138L139 147L138 148H142V146H143V148H142V151H144L145 150V152H144V154H146L145 156L146 157H148L149 156V153H151L150 154V156L151 155H162L163 156V159H164V157H166L167 155H169L170 153H168L169 151H172L171 153H174L175 154V152H176V150L177 149H175V150H170L172 147L171 146H169L168 145V143H170L171 141H175V139H177V138H179L180 136H184L185 134H187V133H189V132H191V131H194V130H196V129H198L199 127L200 128H202V127H204V126H206V125H208V124H212V123H214L215 121H217V120H219L220 118H223V116H225V114L224 115H222V116H219L220 118L218 119V118H209V117H202V118H197L196 120H194V121H191L190 122V120L188 119H174L173 120V117H172V114L173 113H175L176 111H175V108H181L182 110H184L185 112L187 111V113H191V114H196V112L197 113H199V108H201V107H206L207 105H208V101H206L204 98H203V94H205V93H207L208 91H210L211 89H213V88H217V87H220V84L218 83V84H216V85H211L210 84V81L213 79V77H214V73L212 74V73H210L209 75H205V76H203L202 75V72H201V68L197 65V66H194V67H192L193 65H192V63L194 62H192V60L193 59H191V61L189 60L190 58H188V59H185L184 57H183V55L179 52V50L177 49L178 47H180L181 45L183 46V44H184V46L186 45V44H188V45H190L191 43H194V41H195V39L197 40V41H195L196 43H200L201 45L203 44L204 45V43L202 42V40H198V38H201V36L200 35H202L203 33H201V32H204V34L206 33V32H208V31H210V30H213L214 28H217L218 27V23L216 22V20H218L217 18L220 16H217L218 15V13L219 12H221V13H219V14H221V15H223L224 13H225V11H226V13L225 14H227V15H229V12H230V16H227L226 15V17H227V19L229 20L228 22H230V23H228V25H226V28H227V26H228V30H230V31H234V32H237L238 33V31H239V33H245V34H247V37H249V38H247V39H249V40H247V41H252L251 39H253V38H251L252 36H254L255 34V32H253L249 27H247V26H245V23L242 25L241 24V26H238L237 25V23L235 24V22L236 21H239V23H242V22H245V20H247V18H248V12H250L251 11V9L252 8H255V9H258L259 7H264V0L263 1H261V0H254L255 1V4L257 3V4H259L260 2L262 3L263 2V4H259V5H255L254 3L253 4H251L252 6H250V7H247V6H249L250 4H248L247 6H246V9H244V8H240L241 9V12L239 11V10H235V8L232 6L231 7V3L232 4H234L233 3V1L235 2L236 0H209V1H207L206 3H204V6H205V8H210V6H212V7H215V6H221V5H219V4H222V6H226V7H219L218 9H215V10H211V11H208L207 13L208 14H206V16H205V18L206 17H213V18H211L212 20H210L209 19V22H206V23H204L203 22V20L204 19H200V20H197V21H195L193 24L192 23H190V25H189V23L188 22H185V23H183L181 20L182 19H185L186 17H188L189 16V14H191V12H187V13H189L187 16L185 15V16H183V14L184 13H182L181 15L183 16V17H181V15L179 16V14L177 15V14H173L172 15V13L169 15L170 16V18L167 16V18L165 17V16H163V14L162 13H164V11L162 12V9L160 10V8H157V6H147V5H141L140 3H135L134 1H129V0H127L126 2H125V0H83V2H82V0H78ZM93 1V2H92ZM122 1V2H121ZM214 2V3H216V4H214V3H211V2ZM231 1V2H230ZM245 1H247V0H245ZM250 0H248L247 2L248 3H251V2H253V0H251L250 2H249ZM5 2V3H4ZM179 1H176V2H174V3H178ZM6 4V6H4L3 7V5L2 4ZM106 3H107V5H106ZM110 3V4H109ZM122 3H124V4H122ZM127 5H126V4ZM84 4V5H83ZM180 4V3H179ZM209 6H208V5ZM226 4V5H225ZM2 5V6H1ZM108 5L110 6L109 8H108ZM112 5V6H111ZM118 5V6H117ZM82 6H83V8H82ZM204 6H203V9H204ZM230 6V7H229ZM257 6V7H256ZM86 7H88V8H86ZM94 7V8H93ZM116 7L118 8V9H116ZM245 7V6H244ZM82 8V9H81ZM100 8V9H99ZM112 10H111V9ZM222 10H221V9ZM227 9V10H229V12L227 11V10H225V9ZM247 8H249V10L247 9ZM86 9H87V11H86ZM104 9V10H103ZM106 9V10H105ZM244 9V10H243ZM82 10V11H81ZM95 10V12L97 13H94L93 11ZM98 10L101 12L100 14H99V12H98ZM109 12H108V11ZM113 10H114V12H113ZM160 10V11H159ZM220 10V11H219ZM225 10V11H224ZM126 11V12H125ZM129 11V12H128ZM156 11H159V12H162L161 14L158 12L157 13V15L156 14H154ZM198 11V10H197ZM199 11H201V9H199ZM213 11H215L216 13H214ZM218 11V12H217ZM222 11H223V13H222ZM105 12V13H104ZM119 14H118V13ZM232 12V13H231ZM213 13V14H212ZM236 13V14H235ZM96 14V15H95ZM102 14H103V16H102ZM117 16H116V15ZM124 14V15H123ZM127 14V15H126ZM209 14H211V15H209ZM224 14V15H225ZM233 15V17H232V15ZM93 15V16H92ZM107 15V16H106ZM163 17H162V16ZM112 16V17H111ZM126 18H124V17ZM127 16V17H126ZM148 16V17H147ZM160 16V18H156V21L155 20H152L151 18H155V17H159ZM176 16H178V17H176ZM217 16V17H216ZM103 17V18H102ZM106 17V18H105ZM109 17V18H108ZM111 17V18H110ZM115 17L118 19H115ZM120 17V18H119ZM123 17V18H122ZM147 17V18H146ZM172 17V18H171ZM181 17V18H180ZM230 17V18H229ZM233 19H232V18ZM239 17V18H238ZM241 17H243V19L241 18ZM83 18H85V17H83ZM100 18V19H99ZM143 18H145V20H143ZM162 18H164V19H162ZM175 18V19H174ZM177 18V19H176ZM96 19V20H95ZM104 19V21L102 22V20ZM106 19H108L107 20V22H106ZM110 19H111V21H110ZM112 19H113V21H112ZM128 19H129V21H128ZM147 19H149V20H147ZM159 19L161 20H163V22H162V20H161V22L159 21ZM172 19V20H171ZM230 19H232V21L230 20ZM98 20V21H97ZM101 20V21H100ZM116 20L117 21H122V20H126L124 23H123V25H127V27H125V26H121V27H123V29L121 28L120 30H121V32H124V33H122L121 35L122 36H120V35H118V37L116 36L117 35V33H116V29L115 28H113V30L114 31H112V33L111 34H113V32H114V36H116V37H114L113 35H111L109 32H107L106 33V28H108V25L110 26V24L109 23H111L112 24V22L115 24L116 23ZM143 21L144 23H140V21ZM177 20L179 21V22H181L180 23V26H179V24H178V22H177ZM156 23L157 21V23L158 24H160V29H159V27L158 28H156L155 26H156V24H155V26H153V24H154V22ZM227 21V20H226ZM98 22H100L99 23V25H98ZM109 22V23H108ZM148 24H147V23ZM177 22V26H179V27H176V23ZM225 22V21H224ZM138 23H139V26H138ZM145 23L147 24V25H145ZM152 23V24H151ZM226 23V22H225ZM234 23V24H233ZM101 24V25H100ZM106 24H107V26H106ZM157 24V25H158ZM175 24V25H174ZM186 26H185V25ZM198 24V25H197ZM227 24V23H226ZM230 24V25H229ZM143 25H145V27H143ZM112 26V25H111ZM110 26V27H111ZM136 26H138L137 28H136ZM142 26V27H141ZM146 26H148L147 28H146ZM173 26H175L174 27V29H170V27H173ZM184 26V27H183ZM13 27H17L16 25L14 26L13 25ZM101 27H103V28H101ZM124 27L127 29H124ZM134 27V28H133ZM155 27V28H154ZM163 27V28H162ZM182 27V28H181ZM18 28V27H17ZM20 28L21 27H19V31H20ZM143 28H145L147 31H149V33L147 32V31H145V29H143ZM178 28V29H177ZM246 28H248V29H246ZM134 29V30H133ZM159 29V30H158ZM168 29V30H167ZM244 29H246L247 30V32H246V30L245 31H243ZM101 30H104V31H102L101 32ZM125 30V31H124ZM130 30V31H129ZM139 30L141 31V32H139ZM156 30V32H154V31ZM170 30V31H169ZM177 32H176V31ZM95 33H94V32ZM98 31V32H97ZM118 31V30H117ZM142 31H145L144 32V34H143V32ZM154 33H153V32ZM166 31V32H165ZM168 31V32H167ZM206 31V32H205ZM91 32H93V33H91ZM127 32V33H126ZM150 32L152 33L151 35H153V34H157V36H159V38L160 39H157V41L159 40V43L158 42H156L157 44L155 45L154 43H150L148 40H146L148 37V34H149V37L151 36L150 35ZM158 32V33H157ZM96 33H97V35H96ZM100 33V34H99ZM102 33H103V35H102ZM106 33V34H105ZM109 33V34H108ZM132 33H133V35H132ZM141 33V34H140ZM146 33V34H145ZM148 33V34H147ZM165 33V34H164ZM174 35V39L171 37L172 35ZM192 33L193 34H195L194 36H193V38H192V40H190L191 39V37H192ZM89 34V35H88ZM116 34V35H115ZM128 34L131 36H128ZM140 34V35H139ZM142 34L143 35H146L145 36V39H143L144 38V36H143V38H141L142 37ZM159 34V35H158ZM170 34V35H169ZM93 35H94V37L95 36H97L98 38H99V40H98V38H94L93 37ZM106 35V36H105ZM109 35V37H107ZM168 35H169V37H171V38H169L168 37ZM200 37H199V36ZM248 35H251V36H248ZM29 36V37H28ZM50 36V35H49ZM91 36V37H90ZM112 36H113V38H112ZM120 36V37H119ZM138 36H140L139 38H138ZM177 36V37H176ZM191 36V37H190ZM195 36H197V37H195ZM78 37H79V40H78ZM102 37V38H101ZM104 37V38H103ZM110 37L112 38V39H110ZM129 37H130V41H128L129 40ZM26 38V39H25ZM75 38H77V40L75 41L74 39ZM89 38V39H88ZM106 38H108L107 40H106ZM137 38V39H136ZM190 38V39H189ZM53 39H54V41H53ZM56 39V40H55ZM86 39V40H85ZM95 40V42L97 43V44H99L100 42H101V44L103 43L102 42V40H104V43L106 42V45L103 43L102 45L101 44H99V45H101V46H99V45H96L95 46V44L96 43H94L93 44V40ZM100 39H102V40H100ZM120 39V40H119ZM126 39V40H125ZM168 39H172L171 41H169V42H171V44H168L169 42H167L168 41ZM176 39V40H175ZM28 40V41H27ZM30 40V41H29ZM52 40V41H51ZM57 40H58V44H57V46L55 47L56 48V51H58V52H63V53H66L65 55H63L62 54V56H65L64 58L61 56V55H59V54H57L56 53V51L55 50H53V49H55L53 46H55V44L56 43H54V42H57ZM89 41L88 43H90L89 45L88 44H86V42L84 43V41ZM92 40V41H91ZM124 40V41H123ZM132 40V41H131ZM133 40H135V43L133 44V46H131L130 45V42H131V44H132V42H134ZM140 41V42H138V41ZM146 40V41H145ZM166 40V41H165ZM174 40V42H173V44H172V41ZM32 41V42H31ZM100 41V42H99ZM126 41V42H125ZM192 41V42H191ZM28 42H30V43H28ZM35 42V43H34ZM52 44H51V43ZM75 42H77V43H75ZM123 42H124V45H123ZM142 42V43H141ZM148 42V43H147ZM25 43V44H24ZM36 43L38 44L37 46H35L36 45ZM73 43H75V44H73ZM145 43V44H144ZM147 43V44H146ZM161 43H163V44H161ZM174 43H175V45L176 46H178V47H176V46H174ZM198 43V45H200ZM249 42H247L246 44H248ZM60 44H62L63 45V47H62V45H60ZM73 46H72V45ZM93 46H92V45ZM137 44V45H136ZM158 44H159V46L161 45L162 47H161V49L160 48H154L153 46H158ZM28 45V50H26L25 51V49H27V47L25 48L24 46H27ZM41 45V47L43 46V45H45V46H43V47H46V48H44L45 49V51L43 50V47L41 48V47H39ZM61 46V49L62 50H60V46ZM91 45V46H90ZM125 46V48L123 47V46ZM128 45H130V46H128ZM136 45V46H135ZM152 45V46H151ZM172 45V46H171ZM238 45V44H237ZM7 46L9 47V46H12L11 47V51H10V47L9 48H7ZM14 46V47H13ZM22 46V47H21ZM89 46L91 47V48H93L94 46V48H97V46L99 47V48H97V49H99V50H95L94 48V51L92 50V49H90L89 50ZM134 46L136 47V49L137 50H135L134 49ZM138 46V47H137ZM170 46V47H169ZM238 46H239V48H241V49H239L238 48ZM237 47H236V45H232V46H229L228 48H229V50H227L226 49V51L227 52H229L228 53V55H230L231 56V58H234V60L233 61H231V63H230V65H234V66H230V68H231V70L233 71V77H230V79H231V81H232V83H231V81H230V79H227L226 78V80L224 81V85H225V87L228 85V87H239V88H242L241 90L243 91V89L245 90L244 91V94L243 95H248L249 93L251 94L252 92H250V90L251 91H253V89H252V87H251V85L253 84L254 85V83H252V81H250L251 82V85L249 84L250 82H249V78H248V75H250L251 76V74L250 73H252V74H256L257 72H259V73H262V69L264 68V58H263V55L261 54V51L259 52V50H256V48H255V46L254 45H252V43L250 44V45H248V46H246V47H241V46H243V44H241V46L240 45H238ZM16 47H18V48H20L21 47V52H22V49H23V47H24V51L21 53L20 52V49H19V51L18 50H16ZM37 47H38V49H37ZM53 49H52V48ZM58 47V48H57ZM64 47H65V49H64ZM104 47V48H103ZM123 47V48H122ZM132 47H133V49H132ZM145 47H148V48H145ZM175 48V50H173V49H169V48ZM254 47V48H253ZM5 48V49H4ZM13 48V49H12ZM17 48V49H18ZM127 48V49H126ZM131 48V49H130ZM150 48V49H149ZM249 48H252V49H250L249 50ZM49 51H48V50ZM75 49V50H74ZM88 49V50H87ZM106 51H105V50ZM118 49V50H117ZM122 49V50H121ZM126 49V50H125ZM152 49V50H151ZM155 49V50H154ZM247 49V50H246ZM53 50V51H52ZM104 50V51H103ZM149 50V51H148ZM231 50V51H230ZM37 51H39V52H37ZM42 51L43 52H45V54H44V56H42L43 55V53H42ZM51 51V52H50ZM66 51H68V52H66ZM71 51H70V53H71ZM94 53H93V52ZM109 51V52H108ZM115 51H119L118 53H120L121 54V56H120V54H118L117 52H115ZM121 51V52H120ZM127 51V52H126ZM132 51V52H131ZM169 51V52H168ZM247 53L246 55H245V52ZM251 51V52H250ZM37 52V53H36ZM54 52V53H53ZM105 52V53H104ZM144 52H147V53H144ZM149 52V53H148ZM163 52H164V54H163ZM168 52V53H167ZM250 52V53H249ZM253 52V53H252ZM256 53V55H255V53ZM12 53H14V54H12ZM15 53H16V55H15ZM38 53H39V55H41V57H43L44 58V60H45V58H47L46 60H52L51 58H53V57H51V55H55L54 56V58H53V60L54 59H56V60H54V62H55V65H53V67L52 68H49V69H47V70H45L42 74H40V75H38L37 73H39V72H36L34 75H32V74H30L29 75V73H34L36 70V68L37 67H35L34 65L35 64H32L31 62L33 61L34 63H36V66H41L42 65V63H43V58H40V57H37L38 56ZM47 53V54H46ZM53 53V54H52ZM92 53V54H91ZM98 55H97V54ZM103 54L102 55V57H101V55L100 54ZM106 53H108V54H106ZM118 55H117V54ZM126 53H127V56L125 57V55H126ZM128 53H129V56H128ZM244 53V54H243ZM249 53V54H248ZM252 53V55L255 57V59H254V57H252V59H251V56H250V54ZM49 54V55H48ZM87 54H89V55H91V57L89 56V55H87ZM105 54V55H104ZM116 54V55H115ZM147 54H149L150 56H148ZM238 54V55H237ZM240 54V55H239ZM14 55V56H13ZM46 55V56H45ZM56 55L58 56L57 58H55L56 57ZM92 55H93V58H92ZM115 55V56H114ZM178 55H182L181 57H183L184 59H185V61L186 60H189V61H183V58H181L180 56H178ZM244 55V56H243ZM11 56H13V57H11ZM18 56V57H17ZM51 58H50V57ZM106 58L107 57V59H105L104 57ZM248 56H250V59H249V57ZM260 56V57H259ZM10 59H9V58ZM86 57L88 58V59H86ZM118 57V58H117ZM119 57H121V58H119ZM128 57V58H127ZM142 57V58H141ZM145 57H150V59L149 58H145ZM153 57V58H152ZM178 57H180V60L182 59V61H180L179 59H178ZM244 57H246V58H244ZM5 58V59H4ZM20 60H19V59ZM28 58H32L31 60L32 61H30V60H28L29 62H27L26 60L28 59ZM33 58H35V59H33ZM38 58V59H37ZM84 58V59H83ZM92 58V60H90ZM103 58V59H102ZM111 58L113 59V61L111 60ZM126 58V59H125ZM138 59V58H140V59H138V60H136L135 61V59ZM60 59H62V60H60ZM64 59V60H63ZM68 61H67V60ZM102 59V60H101ZM121 59H123V60H121ZM143 60V62H142V60ZM152 59H153V61H152ZM235 59H239L238 61H236ZM254 59V60H253ZM19 60V61H18ZM35 60V61H34ZM52 60V61H53ZM58 60V61H57ZM110 60H111V62H110ZM115 60H118V61H116L115 63H114V61ZM119 60H120V62H119ZM128 60V61H127ZM145 60V61H144ZM26 61V62H25ZM42 61V62H41ZM100 61V62H99ZM103 61V62H102ZM105 61V62H104ZM123 61H125V64H124V66L122 65L124 62ZM154 61H157V62H154ZM17 62H22V69H21V65H18L19 63H17ZM57 62L59 63V64H57ZM99 62V63H98ZM110 62V63H109ZM121 63L122 62V64L120 65V64H118V63ZM134 62H138V63H136V65L134 64ZM140 62H142V63H144V64H142V63H140ZM189 62V63H188ZM233 62V63H232ZM237 62V63H236ZM246 62V63H245ZM25 63V64H24ZM26 63H27V65H28V63L30 64L29 66H31V71H30V69H28V66L26 65ZM44 63H45V61H44ZM113 63V64H112ZM118 65H120V66H118ZM127 63V64H126ZM242 63V64H241ZM244 63V64H243ZM33 66H32V65ZM38 64H40V65H38ZM60 64H62V65H60ZM101 64H103V65H101ZM115 64H116V66H115ZM134 66H133V65ZM139 64H141L140 66H139ZM182 64H184V65H182ZM186 64V65H185ZM188 64V65H187ZM194 64V63H193ZM196 64V63H195ZM194 64V65H195ZM239 64V65H238ZM15 65H17V67H18V69H17V67H15ZM24 65V66H23ZM27 67H26V66ZM59 67H58V66ZM99 65V66H98ZM107 65V66H106ZM108 65H109V67H108ZM110 65H112L111 67H110ZM179 65H182V66H179ZM189 65H191L190 67H189V69H188V67L186 68V66H189ZM244 65V66H243ZM61 66V67H60ZM102 66V67H101ZM123 66V67H122ZM136 66V67H135ZM138 66V67H137ZM178 66V67H177ZM15 67V68H14ZM24 67H26V69L24 68ZM58 67V68H57ZM96 67V68H95ZM99 69H98V68ZM104 67V68H103ZM108 67V68H107ZM114 67V68H113ZM240 67V68H239ZM33 68V69H32ZM104 70H103V69ZM143 68H140V69H143ZM192 69V71L190 72L189 70H191ZM52 69V70H51ZM53 69H55V70H53ZM67 69V70H66ZM139 69V68H138ZM137 69V70H138ZM188 69V70H187ZM254 69V70H253ZM258 69L260 70V71H258ZM13 70H14V72H15V74H14V72H13ZM17 70H19V72H20V70H21V72L20 73H22V74H20ZM29 70V71H28ZM33 70H35V71H33ZM73 70V71H74ZM92 70H95L94 72L92 71ZM247 71V73H246V71ZM8 71H9V73H8ZM12 71V72H11ZM19 73V74H17V72ZM28 73V75H27V73ZM50 71V72H49ZM54 71V72H53ZM244 71V72H243ZM255 72V71H257L256 73H253V72ZM25 72V73H24ZM131 72V73H132ZM189 72V73H188ZM194 72V73H193ZM193 73V74H192ZM14 74V75H13ZM19 76H21V77H23V80H24V84H25V86L26 87H24V84H23V81H22V79H21V77L19 76H17V75ZM24 74V75H23ZM196 74H198V76L196 75ZM200 74V75H199ZM13 75V76H12ZM16 75V76H15ZM23 75V76H22ZM25 75H27V76H25ZM36 75V76H35ZM127 75V77H129ZM196 75V76H195ZM241 75V76H240ZM33 76V77H32ZM57 76V77H56ZM60 76V77H59ZM193 76V77H192ZM240 78H239V77ZM247 76V77H246ZM14 77V78H13ZM25 77V78H24ZM29 77L32 79H30L29 80ZM41 79H40V78ZM149 77H151V78H149ZM11 78H13V80H11ZM17 78H18V80H17ZM21 80H20V79ZM145 80H144V79ZM234 78V79H233ZM239 78V79H238ZM16 79V80H15ZM36 79V80H35ZM55 79H56V82H57V80H58V82L59 81H63V83H64V85H63V83L62 84H60V82L58 83L59 84V86H57L56 87V85H58L57 83H55V82H53V81H55ZM60 79V80H59ZM62 79V80H61ZM237 79V80H236ZM20 80V82H18ZM37 80H41V83L43 84L42 86H41V93H44L43 95H40L41 97H43V98H40V96H39V94L37 95V100L35 101L34 99H35V96L36 95H33V94H30V92H29V90H28V88H27V86H28V83H27V85H26V83L25 82H29V84L30 83H34L35 81H37ZM186 80V81H185ZM228 80V81H227ZM32 81H34V82H32ZM45 83H44V82ZM143 81H145L144 83H143ZM147 81V82H146ZM12 82L14 83V84H12ZM18 82V83H17ZM22 82V83H21ZM168 82V83H167ZM227 82H228V84H227ZM50 83H53L52 85L50 84ZM55 83V84H54ZM65 83H66V85H68V87H71V88H68L66 85H65ZM174 83H175V85H174ZM243 83V84H242ZM16 84H17V86H19V87H16ZM21 84V85H20ZM144 84H145V87H144ZM149 84V85H148ZM170 84V85H169ZM177 84H178V86H177ZM180 84L182 85V86H180ZM227 84V85H226ZM245 84V85H244ZM223 85V86H224ZM231 85H233V86H231ZM238 85V86H237ZM240 85H241V87H240ZM245 86V87H243V86ZM13 86V87H12ZM14 86H15V89H14ZM44 86V87H43ZM62 88H61V87ZM65 86V87H64ZM140 86V87H139ZM149 86V87H148ZM222 86V87H223ZM21 87V88H20ZM23 87V88H22ZM43 87V88H42ZM51 87H54L53 88V90L51 89ZM59 87H60V90H59ZM67 87V88H66ZM144 87V88H143ZM158 87V88H159ZM190 87H191V89H190ZM249 87H250V89H249ZM12 88V89H11ZM27 88V89H26ZM55 88H56V90L58 91H56L55 90ZM73 88H75V89H73ZM147 90H146V89ZM186 88H188L189 90H187ZM194 88H195V90H197V91H195L194 90ZM238 88V89H239ZM246 88V89H245ZM247 88L249 89L248 91H247ZM14 89V90H13ZM26 89V90H25ZM62 89V90H61ZM167 89H170V90H167ZM172 89V90H171ZM176 89H177V93L178 92H180V93H178L179 95H181L182 93L184 94V96H179V95H176ZM178 89H180L181 91H179ZM186 91H185V90ZM8 90H10V92L8 91ZM28 90V91H27ZM83 90V91H82ZM161 90H166L165 92H166V95H165V92L163 91H161ZM183 90V91H182ZM194 90V91H193ZM12 91V92H11ZM44 91V92H43ZM147 91V94L145 93L144 95H143V92H146ZM159 93H158V92ZM161 91V92H160ZM168 91V92H167ZM170 91V92H169ZM171 91H173V92H171ZM185 91V92H184ZM191 92V93H189V92ZM201 91V92H200ZM241 91V92H242ZM29 92V93H28ZM52 92V93H51ZM83 92V93H82ZM149 92V93H148ZM182 92V93H181ZM187 92L189 93V95H190V97H188L187 95ZM194 92H196V94L194 93ZM200 92V93H199ZM245 92H246V94H245ZM40 93V94H41ZM55 93V94H54ZM59 93V94H58ZM82 93V94H81ZM90 93V94H89ZM172 95H171V94ZM194 93V94H193ZM198 93V94H197ZM10 94V95H9ZM51 94H53V95H51ZM85 94H87V95H85ZM174 94V95H173ZM182 94V95H183ZM187 94V95H186ZM201 94V95H200ZM235 96L236 94H238L237 96L239 97L238 99L239 100H237V96H233V95ZM231 95H229L230 96V98H229V101L232 103L231 105H230V109H231V107L233 108V109H231L230 110V113L232 112V113H234V111L236 112V110H237V112L239 111V109H242V108H240L239 106H238V108H237V105H239L240 104V102H241V93H232ZM5 95H7V97L5 96ZM34 97H33V96ZM44 95H46V96H44ZM72 95V96H71ZM75 95H77V96H75ZM78 95H79V97H81L82 96V98H80L79 99V97H78ZM175 95H176V97L178 98V99H176V97H175ZM195 95H199V97L198 96H195ZM73 96L75 97V98H73ZM84 96H85V98H84ZM101 96V95H100ZM105 96L106 95H102L101 97H100V100L103 102V100H105ZM140 96V95H139ZM146 96H148V97H146ZM195 96V97H194ZM228 96V97H229ZM46 97V99H44ZM72 97V98H71ZM77 97H78V100H76L77 99ZM102 97H104V99L102 98ZM141 97V96H140ZM139 97V98H140ZM151 97V98H150ZM167 97V96H166ZM192 97H194V99H192ZM254 97V96H253ZM34 98V99H33ZM51 98V99H50ZM99 98V97H98ZM111 100H110V99ZM195 98H197V99H195ZM200 98V99H199ZM233 98H236V99H233ZM257 97L255 96V98H252L251 99V102L250 101H248V102H250L249 104H252L253 103V105L255 106V108L253 107V105H249L248 104V102L246 101V102H244V104H247V106L245 105L244 106V109H251V111H249L248 112V114H246L245 113V115H243L242 113H240V116H236V117H234V118H232L228 123L230 124V125H224L223 127V129L226 131V129L227 130H233L232 128L234 127V131H235V135L234 136H232V140L229 142L230 143V146L231 147H245V146H249V144L251 145V144H254V143H257V141H261L262 140V138H260V137H263V140H264V134L263 135H261L263 132H264V123H262L261 122V124H258V126L259 127H257V126H255V123H260L259 121H264V116H262V115H264V99H261V101H262V103L263 104H261L259 101H258V99L259 98H257ZM42 99V101L43 102H41L40 100ZM73 99V100H72ZM106 99H108V100H110L111 102H113L112 100H114V103H115V98H113V97H108L107 98V96H106ZM256 99V100H255ZM49 100H50V102H51V104L49 103ZM77 102H76V101ZM80 100V101H79ZM87 100V102H85ZM193 100H195V101H197V102H194ZM252 100H253V102H252ZM47 103H46V102ZM110 101H107V100H105V102L104 103H110ZM177 101H178V103H177ZM237 101L238 103H235V102ZM259 103L258 105H257V103ZM55 102V103H54ZM123 102V101H122ZM181 102V103H180ZM183 102H184V104H183ZM201 102V103H200ZM87 103V104H86ZM176 103H177V105H176ZM189 103V104H188ZM241 103H243V102H241ZM55 104H56V108H55ZM59 104V105H58ZM83 104V105H82ZM91 104V105H90ZM160 104H164L163 106L162 105H160ZM167 104V105H166ZM172 104H173V106L175 107L174 109H173V107H172ZM180 104H182V105H180ZM189 105L190 107H192V108H190L189 106H187V107H189L190 108V110H189V108H187L185 105ZM200 104L202 105L201 107H200ZM42 105V106H41ZM59 107H58V106ZM79 105V106H78ZM86 105H88V107L86 106ZM177 107H176V106ZM182 106V107H179V106ZM192 105V106H191ZM193 105H195V106H193ZM234 105H236L235 106V108H234ZM260 105V106H259ZM60 106H61V108H60ZM65 106H68V107H70L71 108V110H70V108H68V107H65ZM77 106V107H76ZM85 106L87 107L86 109H85ZM90 106V107H89ZM92 106V107H91ZM165 106H167V107H165ZM183 106H185V107H183ZM197 106H199V108L197 107ZM260 107V109H258L259 107ZM58 107V108H57ZM76 107V108H75ZM82 108V109H79V108ZM83 107H84V110H83ZM93 107H95V109H93ZM162 107V108H161ZM195 109H194V108ZM247 107V108H246ZM251 107V108H250ZM263 109H262V108ZM63 108V109H62ZM75 108V109H74ZM92 108V109H91ZM176 109V110H178L177 111V113L178 112H180V113H184V111H182L181 109L179 110V109ZM184 108V109H183ZM253 108V109H252ZM47 111H46V110ZM54 109V110H53ZM62 109V110H61ZM81 111V113H83V114H81L80 113V111ZM42 112H40V111ZM43 110L45 111V112H48L46 115H45V112L43 113ZM48 110H50V112L52 113V115L50 114V112L48 111ZM63 110H65L67 113H65V111H63ZM76 110H77V112H79L80 114L78 115V113L76 112ZM193 110H194V112H193ZM253 110V111H252ZM39 111V112H38ZM58 111H61V112H58ZM74 111H75V113L76 114H74ZM174 111V112H173ZM196 111V112H195ZM53 112H55V113H53ZM62 113V114H58V113ZM72 112H73V114H72ZM251 112V114L253 115V116H256V118L255 119H253V118H250V117H253L252 115L250 116V113ZM253 112V113H252ZM63 113H65V114H63ZM69 113H71V114H69ZM86 115H85V114ZM94 113V114H93ZM98 113V114H97ZM167 113V114H166ZM176 113V114H177ZM56 115H59V116H57V117H59V118H61L62 119V116H63V121H65L64 120V116H65V119L67 120V121H65V122H67V123H65V125H67V126H62V127H56L55 128V125L56 124H54V127H53V123L51 124V123H48L47 122V119L48 118H50V117H55ZM67 115V116H66ZM73 115H76V117H74ZM78 115V116H77ZM81 115V116H80ZM226 115H227V113H226ZM246 116L245 118L243 117V116ZM247 115H249V117L247 116ZM48 116H50V117H48ZM68 116L71 118H69V120H68ZM73 118H72V117ZM86 116V117H85ZM95 118H94V117ZM126 116V117H125ZM242 116V117H241ZM262 116V117H261ZM41 119H43L44 118V120H45V118L47 117V119L44 121V122H47V124H45L42 120H40V118ZM78 117H79V119H78ZM82 117V118H81ZM89 117V118H88ZM91 117V118H90ZM121 117V118H120ZM85 118V119H84ZM93 118V119H92ZM166 118V119H165ZM72 119H76V120H72ZM88 119H89V121H88ZM95 119V120H94ZM241 119V120H240ZM246 119V120H245ZM263 119V120H262ZM70 120H71V122H74V123H71V125H70ZM236 120V121H235ZM244 120L246 121V122H244ZM256 120V121H255ZM76 121H78V123L76 122ZM174 121V122H173ZM234 121H235V124H236V126L234 125ZM244 123H243V122ZM247 121H248V123H247ZM255 121V122H254ZM258 121V122H257ZM82 122V123H81ZM85 122H86V125H85ZM193 122H194V124H193ZM238 124H237V123ZM250 122H252V123H250ZM68 123H69V125H68ZM227 123V124H228ZM231 123H233V124H231ZM58 124V123H57ZM78 124V125H77ZM81 124H83V131L82 132H80L81 131V128H82V126H81ZM90 124H91V126H90ZM248 124H250V125H248ZM46 125H47V127H46ZM88 125V126H87ZM188 125V126H187ZM195 125H196V129H195ZM231 125L233 126L231 129H229L230 127H231ZM252 125H254V126H252ZM257 125V124H256ZM79 126V127H78ZM88 127V128H86V127ZM44 127V128H43ZM50 127V128H49ZM69 127V128H68ZM237 127V128H236ZM252 127V128H251ZM254 127V128H253ZM43 128V129H42ZM46 128H48V130L46 129ZM61 128V129H60ZM194 128V129H193ZM226 128V129H225ZM236 128V129H235ZM249 128H251L249 131L251 132H249L248 131V129ZM56 129H58L59 131H57ZM70 129V130H69ZM76 129H78V130H76ZM88 129V130H87ZM192 129V130H191ZM244 129V130H243ZM259 129V130H258ZM263 129V130H262ZM37 130V133L35 132ZM39 130V131H38ZM42 130H45L44 132L42 131ZM47 130V131H46ZM66 130V131H65ZM68 130V131H67ZM86 130V131H85ZM163 130V131H162ZM223 130V131H224ZM240 130H242V131H240ZM247 130V131H246ZM260 130H262V132L260 131ZM72 131V132H71ZM89 131H90V133H89ZM244 131V132H243ZM48 132V133H47ZM69 132V133H68ZM85 132V133H84ZM137 132H142V134H144L145 135V137L147 138V140H146V138L144 137V135H140L139 133H137ZM252 135V134H256L255 136L253 135V136H251V135H249V133ZM260 132V135L258 134ZM47 133V134H46ZM80 133V134H79ZM83 133V134H82ZM88 133V134H87ZM109 134H110V132H108ZM132 133V134H131ZM218 133H219V131H215V132H208V133H202L204 136H205V138H203V136H191V137H187L186 138V140H184V144H185V146L186 145H188L189 143H196V144H198V147L197 148H194V149H190V148H188V146H186V149L184 150V151H182L181 152V154H183V156L184 155H186V154H188V155H186V157L190 160V161H192V162H206V161H208V159H210L209 158V156H207V155H209V154H211V153H215V152H219V150H217V151H215V152H213V149H212V151H211V145L213 144V140L214 139H216V137H217V135H218ZM38 134V135H37ZM39 134H41V135H45V136H41V135H39ZM82 134V135H81ZM115 134H113V135H115ZM128 134V135H127ZM136 134V135H135ZM149 134V135H148ZM207 134H209V135H207ZM239 134V135H238ZM259 136H258V135ZM64 135H70L69 137L71 138V140H70V138H68V136H67V138L68 139H66V136H64ZM107 135V134H106ZM111 135V134H110ZM115 135V136H116ZM124 136L123 138L124 139H122L121 137L122 136ZM147 135V136H146ZM213 135H216V136H214V138H213ZM243 137H242V136ZM105 136V135H104ZM121 136V137H120ZM127 136V137H126ZM140 136V137H139ZM237 136H241L240 138L239 137H237ZM247 138H246V137ZM249 136H251V137H249ZM44 137V138H43ZM54 139H53V138ZM63 137H65V138H63ZM78 137V138H77ZM82 138V139H80V138ZM106 137V136H105ZM104 137V138H105ZM252 137H253V139H254V137L255 138H257V140L255 141V139H254V141H252L253 139H252ZM45 139V140H43V139ZM119 138V139H118ZM122 140H121V139ZM138 138H141L140 140L138 139ZM145 138V139H144ZM153 138H156V140L155 139H153ZM199 138V139H198ZM238 138V139H237ZM251 138V139H250ZM259 138V139H258ZM143 139H144V141H143ZM149 139H151V140H149ZM235 141H234V140ZM241 141H240V140ZM243 139V140H242ZM37 140V141H36ZM43 140V141H42ZM56 140V141H55ZM61 140V141H60ZM109 140V137H107V139H104V141H103V143H105L104 145H106V146H110V144L111 143H113V142H107ZM121 140V141H120ZM141 140H142V142H141ZM149 141L148 142V145L146 144L147 142L146 141ZM155 140V144L153 145V141ZM245 140H247V141H245ZM251 140V141H250ZM41 141V142H40ZM59 141V142H58ZM245 142V143H243V142ZM61 142V143H60ZM233 142L235 143L236 142V145L235 144H233ZM242 142V143H241ZM152 145H151V144ZM210 143V144H209ZM247 143H249V144H247ZM157 144V145H156ZM168 146H167V145ZM184 144H183V146H184ZM238 144V145H237ZM245 144V145H244ZM247 144V145H246ZM163 146V148L161 147V146ZM166 147H165V146ZM26 146V147H25ZM30 146V147H29ZM141 146V147H140ZM146 146H151L150 148L149 147H147L146 148ZM155 146H157L156 148H155ZM160 146V150L158 149V147ZM168 147H169V149H168ZM171 147V148H170ZM234 147V148H235ZM163 149V151H162V149ZM21 149V150H20ZM123 149H127V150H123ZM129 149H131V151L129 150ZM167 149V150H166ZM208 149V150H207ZM210 149V150H209ZM139 150V149H138ZM159 150V151H158ZM201 150V151H200ZM130 151V152H129ZM151 151V152H150ZM179 151V150H178ZM195 151V152H194ZM197 151V152H196ZM198 151H200V152H198ZM204 151V152H203ZM207 151H209L208 153H206ZM211 151V152H210ZM62 152V151H61ZM61 152H59V153H61ZM122 152V153H121ZM133 152V148H130V146L128 147H126V145L125 146H123L122 147V151H120L119 152V157H121V156H127L128 155V157H130V155L131 154H133L132 153ZM168 154H167V153ZM58 153V154H59ZM63 153V152H62ZM62 153L61 154H59V157H60V155H62ZM128 153V154H127ZM153 153V154H152ZM193 153V154H192ZM198 153V154H197ZM205 153V154H204ZM121 154V155H120ZM166 154V155H165ZM189 154H191V156L189 155ZM204 154V155H203ZM194 155L196 156V157H194ZM201 156L200 157V159H198L199 157L198 156ZM212 155V154H211ZM177 156H178V154H177ZM204 156V157H203ZM62 157V156H61ZM205 157H207V158H205ZM166 160H168V157H166L165 158ZM164 159V161H163V163H161L160 165H159V171H153V170H149V169H146V170H144L142 173L141 172H139V171H136V170H130V171H127V173H125V175H117V177L116 178H110V179H107V180H104V181H101V182H99V183H97V184H94V185H92V186H89V187H86V186H73L72 185V189L71 188H69L70 190H68V192L66 193V196L65 197H67L65 200H64V197L62 198V199H60L59 201H60V203H62L63 201L62 200H64V205H65V207H67V205L68 206H71V205H73L72 207L73 208H75L76 209V207L78 208H80V206L78 205L81 201H85L86 203H84L83 202V206H84V204H86V207L88 206V205H95L96 206V208L97 207H99V208H105L106 207V204L107 203H110V202H112V197L115 195V193H117V192H119V191H123L124 189H126L128 186H130V184H127V186L124 188L123 186V188L120 186L121 185V183H122V181L125 179V177H136L137 179L139 178V180H138V182L139 183H141L142 181L144 182V181H149V180H151V179H153L156 175H159V174H164V175H167V174H170L172 171H173V168L172 167H170V165H169V163L168 162H166V160ZM205 159V160H204ZM240 159H241V162H243L244 164H242L241 162H238V160H239V158L238 159H236L235 161H234V164H233V167L234 168H236V166H237V168L236 169H238V170H240L241 172L243 171L244 173H245V171H246V173L244 174V175H246V177H248V176H250L253 172L252 171H254V169L256 168V167H258L259 165H258V163L257 162H255V161H253V160H251V159H249V158H247V157H240ZM245 162H244V161ZM240 161V160H239ZM249 163H248V162ZM253 161V162H252ZM134 161H131V162H129V165H128V167L129 166H131V164L130 163H133ZM247 162V163H246ZM242 164V165H241ZM239 165H241V166H239ZM244 165H245V167H244ZM99 168V167H98ZM240 168V169H239ZM247 168V169H246ZM219 169V168H218ZM218 169H216L215 171H213L212 172V170L211 171H209V172H207V173H205L204 175H202L200 178H197V179H193L192 180V178H187V177H179V176H176L173 180H172V182L171 183H169L168 185L167 184H157V186L155 185V187L153 188L155 191H156V193L155 194H157V195H155L153 192H155L153 189H152V191H151V189L150 190H147L149 193H150V191H151V193L149 194L148 192V194L147 193H145L147 196V199L146 200H148V201H155L156 200V198H157V202H159L158 203V205H156V207L157 208H155V209H153L152 211L150 210V212L148 211L147 213H142V212H138V213H136L135 214V216L134 217H131V218H129V219H125V221L123 222V223H121L120 225H119V227L121 228V229H126V228H129V227H133V226H138V225H140L141 226V230L139 229V231H138V233H137V235H135V236H130V235H128V236H130V237H128L127 239H132V242H137L139 239H141L143 236H142V233L144 232V235H145V237H147V235H149L151 232H153V230H152V227H153V223H152V221H154V220H157V219H165V220H167L166 222H171V221H178V220H183V219H185V217H189V218H194V219H196L197 221H199V218H200V222H201V220H202V222L201 223H205V225H210V224H212V221L211 220H215V221H213V224L215 223V224H217V227H218V230L217 229H215V230H213V232L211 231V233H206V234H202L201 232H196V231H194L193 230V232L192 231H183V230H181V229H178L177 231H173V232H168V233H163L164 235H162V237H160V239L161 238H163V236L166 238V239H164L165 241H166V243L168 242L172 247L173 246H175L176 247V250H175V254H174V256H173V258L171 257V256H169V255H165V254H162V255H160V256H165V258L166 259H160V260H164L162 263H156V264H183V263H187V264H190L191 262H193V261H195V260H197V258L198 259H200V257L202 256V257H204L205 258V256H207V257H210L211 256V250L210 249H206V248H204V245H205V243H207V242H209L212 238H215L216 236H218V235H222V234H231V233H236V232H238V233H240V234H242L241 232H243L244 230H246V229H256L255 230V232H256V234L254 235V237L253 238H251V240H250V243H257L258 244V247L256 248V251H255V254H256V257H255V260H254V264H264V238L263 237H260V236H257V234H259V231H257V230H260L261 231V229H263V231H264V211H261V209L264 207L263 205H261V203H260V205H259V207L258 208H245L244 210H241V211H239V213L238 212H236V213H234V214H231V216L229 215V216H227V215H222V214H220V212H218V214H217V211H211L212 210V208H214V207H217V206H219L220 204H222L223 202H225V203H235L236 201H238V200H240V199H242V198H247L248 196L246 195V194H248L249 196H250V194L252 195L253 193L254 194H256V193H263L264 194V183H262V185H259V186H254V185H251V186H249L248 184L247 185H244L245 184V181H243L242 180V178L244 177H238V178H236V177H234V179H233V173L231 172V173H226L227 171H229V170H224V173H223V168L221 169L220 168V170H218ZM242 169H244V170H242ZM214 170V169H213ZM218 170V171H217ZM251 170V171H250ZM219 171H220V173H219ZM214 172H216V173H214ZM217 172H218V174H220L219 176H218V174H217ZM144 173H148V175L147 174H144ZM221 173H223L224 175H222V176H225V177H222V178H225V180L223 179V180H221L219 177H221ZM144 174V177H142V175ZM217 176V177H215V175ZM225 174H227V175H225ZM232 174V175H231ZM149 175H152L153 177H149ZM260 175H263L264 176V173H262V174H260ZM125 176V177H124ZM231 178H230V177ZM124 177V178H123ZM141 177V178H140ZM216 178H217V180H218V178H219V180H218V183L219 184H217L216 182H217V180H216ZM228 178V179H227ZM142 179V180H141ZM233 179V180H232ZM194 180L197 182V183H195L194 182ZM178 181V182H177ZM216 181V182H215ZM220 181H222V183L223 184H221L220 183ZM236 181V182H235ZM236 183L237 184V186L241 189L240 191H238V193L236 192L235 193V191H237V187H236V184H234V183ZM201 185H200V184ZM234 185H233V184ZM199 184V185H198ZM160 185V186H159ZM162 185V186H161ZM219 185V186H218ZM230 185H232L231 187H229ZM240 185V186H239ZM170 186V187H169ZM207 186V187H206ZM209 186V187H208ZM225 186H227V187H225ZM243 186H244V188H243ZM246 186H248V187H246ZM69 187V186H68ZM162 187H163V189H162ZM172 187V188H171ZM186 187H188V188H186ZM200 187H201V189H200ZM219 187H221V188H219ZM223 187V188H222ZM156 188V189H155ZM161 190H160V189ZM199 188V189H198ZM219 188V189H218ZM230 190V191H227L228 189ZM231 188V189H230ZM239 188H238V190H239ZM243 188V189H242ZM247 188H248V190H247ZM258 188H259V190H258ZM261 188V189H260ZM166 189V190H165ZM177 189V190H176ZM198 189V190H197ZM236 189V190H235ZM253 189L255 190V191H253ZM158 190H159V192H158ZM170 190L171 191H173V192H171V194H170ZM194 190V191H193ZM219 190H221V191H219ZM223 190V191H222ZM225 190V191H224ZM234 190V191H233ZM252 190V191H251ZM262 190V191H261ZM161 191V192H160ZM165 191H167V192H165ZM179 191V192H178ZM233 191V192H232ZM260 191V192H259ZM158 192V193H157ZM163 192H164V194H163ZM177 192V193H176ZM182 192V193H181ZM228 194H227V193ZM233 193V196L235 195V194H237V196L236 197H238V198H236L237 200L235 201V198L234 197H232L231 195H232V193ZM239 192H240V194H239ZM244 192V193H243ZM250 192V193H249ZM227 194V195H224V194ZM173 194V195H172ZM231 194V195H230ZM238 194H239V196H238ZM153 197H152V196ZM155 195V196H154ZM160 195V196H159ZM169 195V196H168ZM170 195H172V196H170ZM229 195V196H228ZM165 196V197H164ZM167 196V197H166ZM232 197L231 199H232V201H231V199H227V197ZM148 197H151V198H148ZM240 197V198H239ZM164 200H166V201H164ZM166 198V199H165ZM149 199H151V200H149ZM62 201V202H61ZM88 201H89V203H88ZM78 202V203H77ZM74 203H77V205L76 204H74ZM70 204V205H69ZM160 204V205H159ZM64 205H62L63 207H64ZM81 205V204H80ZM81 205V206H82ZM61 206V207H62ZM175 206H177V207H175ZM263 206V207H262ZM207 208V207H209V208H207V209H205L204 210V208ZM261 207V208H260ZM73 208H72V210H73ZM203 208V210H201ZM74 209V210H75ZM200 209V210H199ZM250 209H252V211L250 210ZM168 210H170V212L171 213H169V211L167 212ZM209 211V213H207L206 214V216H205V211ZM254 210V211H253ZM166 211V212H165ZM188 213H187V212ZM189 211H191V212H189ZM202 211V212H201ZM204 211V212H203ZM211 211V212H210ZM55 212V211H54ZM185 212V213H184ZM216 212V213H215ZM189 214L190 213V215H186L185 216V214ZM198 213V214H197ZM204 215H203V214ZM238 213V214H237ZM244 213V214H243ZM248 213V214H247ZM251 213V214H250ZM169 214V215H168ZM200 214H201V217H200ZM210 214V215H209ZM175 215V216H174ZM192 215V216H191ZM199 215V216H198ZM241 215V216H240ZM253 215V216H252ZM191 216V217H190ZM206 217V219H207V221H208V218L209 219H211V220H209L208 221V223L206 222V219H205V217ZM187 217V218H188ZM258 218H262L258 223L256 222V221H258ZM205 219V222L203 221ZM199 222V223H200ZM211 222V223H210ZM207 223V224H206ZM254 223H256V224H254ZM220 224V225H219ZM68 225H70V224H68ZM257 228H256V227ZM221 227H224V229H222ZM112 228H114V229H117L118 227H112ZM149 229V230H148ZM150 229L152 230V231H150ZM74 230H77V228H75ZM146 231V232H145ZM148 231H149V233H148ZM232 231V232H231ZM98 232V231H97ZM231 232V233H230ZM102 232L101 231H99L98 232V234H101ZM140 233V234H139ZM148 233V234H147ZM175 233V234H174ZM71 234H73L74 235V237L76 236V239H77V242H82V243H88V239H90V237L86 234V232H85V230H82V229H78L76 232H72ZM173 234L175 235V236H173ZM192 234H196V235H194L193 237H190ZM141 235V238H139V236ZM151 235V234H150ZM69 235H65V237L64 238H67ZM136 237V239L135 240H133V238H135ZM138 238V239H137ZM152 239H149V236H148V239H147V243H145V244H140V247H136L137 249L135 250V254L137 255V253L138 254H144L149 248H151L155 243H158L159 241H157V240H160L159 238H155V237H151ZM173 238V239H172ZM154 239V240H153ZM168 239H169V241H168ZM152 240V241H151ZM150 241V242H149ZM155 241V242H154ZM164 241V242H165ZM154 242V243H153ZM176 242V243H175ZM236 243H237V241H235ZM174 245H173V244ZM238 244V243H237ZM237 244H235L234 243V241L233 242H231L230 241V243L229 242H225L224 244H222V246H220L219 248L220 249H222L224 252H226V253H228V254H234V253H237L242 247H243V245L241 244V243H239L238 245ZM233 247H232V246ZM238 246V247H237ZM236 247H237V249H236ZM240 248V249H239ZM206 249V250H205ZM132 252V251H131ZM170 251H164V253H169ZM208 252V253H207ZM210 252V253H209ZM203 253H207V254H205V255H202ZM129 254H131V255H129ZM134 256V253H128L127 254V256L126 257H131V256ZM210 255V256H209ZM260 255H262L263 256V258L260 256ZM160 256H155V257H160ZM125 257V258H126ZM128 257V258H129ZM201 257V258H202ZM206 257V258H207ZM261 257V258H260ZM205 258V259H206ZM203 259V258H202ZM152 264V263H151Z\"/></svg>",
    "mask_w": 264,
    "mask_h": 264
}]
</instances>
